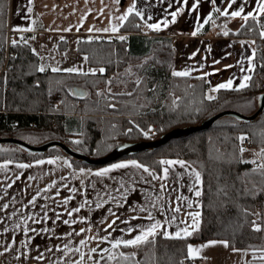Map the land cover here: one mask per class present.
Masks as SVG:
<instances>
[{
  "label": "trees",
  "instance_id": "1",
  "mask_svg": "<svg viewBox=\"0 0 264 264\" xmlns=\"http://www.w3.org/2000/svg\"><path fill=\"white\" fill-rule=\"evenodd\" d=\"M7 10L8 0H0V70L6 62L0 72V136L34 133L47 136V140H61L88 156L101 157L121 143L154 139L175 127L199 124L233 102L259 97L264 92V37L260 35L264 13L228 31V35L254 38V67L247 86L218 89L213 99H208L206 78L174 76L172 38L151 29L141 35L140 18L135 12L118 27V31L130 34L126 40H77L76 51L86 55L87 63L104 69L102 73L80 74L38 71L39 58L24 41H9L7 49ZM217 17L218 21L229 20L221 14ZM209 25L207 22L204 28L208 30ZM59 43L65 46V42ZM126 68H131L134 76L131 88L110 91L111 79ZM74 86L83 88L85 94L75 95ZM52 93L61 96L57 109L50 104ZM149 127H153L154 134L145 136ZM241 133L247 134L250 145L259 149L258 165L241 159ZM77 140L81 143H74ZM262 150L264 108L251 120L225 115L205 130L114 160L132 158L158 174L162 170L159 162L165 158L189 162L201 178L199 227L191 236L175 239L164 238L158 230L149 242L139 247H112L93 264H184L189 243L215 239L226 241L229 249L264 252ZM43 157H66L73 168H96L114 162L87 164L58 146L34 152L13 143L0 145V160ZM256 225L260 231L255 230Z\"/></svg>",
  "mask_w": 264,
  "mask_h": 264
},
{
  "label": "crops",
  "instance_id": "2",
  "mask_svg": "<svg viewBox=\"0 0 264 264\" xmlns=\"http://www.w3.org/2000/svg\"><path fill=\"white\" fill-rule=\"evenodd\" d=\"M194 2L8 0L7 33L9 30L10 36L11 33L15 37L25 36L39 57L38 66L43 65L45 70L77 68L83 73H102L99 71L102 67L88 65L85 55L76 51V42L94 38L125 37L126 40L129 33L113 32L111 28L119 27L123 22L120 17L128 13L129 7L135 3L133 12L139 11L143 16V19L139 16L141 35H146L150 30L147 24L155 23L160 24V28L151 30L172 38V73L187 71L192 76H204L207 97H214L217 91L214 89L229 79L233 81L230 88H237L241 83L247 84L248 80L245 81L244 77H250L254 67V38L223 33L229 27L236 28L244 20L242 16L248 12H253V16L260 14L254 11L256 0H238L231 8L230 0H215L214 3L213 0H199L196 9L192 8ZM241 4L245 5L242 16L232 17L230 13L238 10ZM217 8L221 12L225 9L229 12L228 27H221L218 31L215 30V22L220 15ZM178 9L183 11L179 12L173 23L171 13ZM165 19L167 26L163 23ZM207 22L210 24L208 30L204 28ZM198 26L200 31L192 35ZM68 28L71 30L65 31ZM105 28L109 31H102ZM61 37L66 41L65 49L57 47ZM114 81L115 78H112L109 86L114 85ZM129 84L126 90L131 88ZM117 91L123 90L114 92ZM37 160L44 163L37 164ZM49 160L55 163L50 164ZM132 160L122 158L96 168L69 167V161L63 157L28 161L0 160V264H86L87 258L93 261L109 251L116 240L131 239L139 234L141 228L146 229L155 221H160L170 233L185 226L180 223L182 220H187L190 225L192 221L187 218V213H200V196L197 197L193 190L195 184L201 191V178L196 183L193 175V170L197 169L183 159L165 158L163 160H183L187 167L162 165L161 173L158 174L145 165L149 172L129 165L127 168L112 169L104 176L95 175L113 164ZM5 163H8L6 168L2 167ZM22 163L31 166L18 168L17 165ZM165 167L169 168L167 177L164 176ZM81 169L84 171L81 172ZM152 174H155V179ZM161 185L164 187L161 188ZM33 197L34 203H29ZM178 197L184 199L178 200ZM189 202L191 208L188 207ZM98 203L102 207L97 208ZM4 204L8 207L4 208ZM82 204L84 206L80 207ZM177 206L181 211L174 213L173 209ZM78 207L79 212L68 215L69 211ZM174 214L177 216L176 222L166 223ZM149 216L153 219L150 220ZM65 220L70 223L65 224ZM73 220L76 223H71ZM82 228L84 232H80ZM105 236L107 240L102 239ZM80 240L86 243L81 245ZM196 243L189 244L194 247ZM5 248L8 250L5 251ZM225 248V252L237 260V264H264V260H260L256 253ZM104 249L107 251H102ZM191 259V264L196 259L203 261L202 255H195Z\"/></svg>",
  "mask_w": 264,
  "mask_h": 264
},
{
  "label": "snow or ice",
  "instance_id": "3",
  "mask_svg": "<svg viewBox=\"0 0 264 264\" xmlns=\"http://www.w3.org/2000/svg\"><path fill=\"white\" fill-rule=\"evenodd\" d=\"M116 2L118 3L119 0H116ZM185 4L187 3V0H184ZM215 2V0H213V3ZM238 0H230V3H229V8L232 7L233 4H237ZM199 5V0H195V2L192 4V8L193 9H196ZM171 7V5H169ZM135 10V3L129 7L128 9V13H126L124 16L120 17L121 20H124V19H127V14L129 13H132L133 11ZM244 10H245V5L244 4H241L238 8V10H235V11H232L230 14L232 17H241L242 14L244 13ZM29 12H31V8L28 9ZM180 11H183V9H178L177 11L175 12H172L171 13V16H172V22L174 23L175 20H176V17L177 15L179 14ZM217 12H220L221 15H224V16H227L229 15V12L227 9H225L224 11L221 12V10L219 8L216 9ZM254 11H258L260 13H264V0H256V7L254 9ZM137 16H140L142 19H143V16H142V13H140L139 11H136L135 13ZM253 16V12H248L246 15H243L242 18L244 20H247L249 17H252ZM145 23H147L145 21ZM165 26H167V20L165 19V21L163 22ZM138 27V25H137ZM147 27L150 28V29H154V30H158L160 28V24H147ZM16 30H22V29H16ZM71 28H68V29H65V31H70ZM89 31H92V29H89ZM102 31H109L108 28H105V29H102ZM111 31L113 32H116L118 31V28L116 26H113L111 28ZM200 31V27L198 26L196 28V30L192 33V35H196L198 32ZM224 35H228V32L225 31L223 33ZM260 35L262 37H264V32H261ZM121 40H124L125 37H120ZM61 40H63V37H61ZM13 44H16L17 41L13 40L12 41ZM27 42L25 41V44ZM33 52H35V49L32 50ZM254 55V53H253ZM85 59H87V57H85ZM228 67H231V66H228ZM53 72H58V71H61V69L59 68H53L51 69ZM38 71L40 72H44L45 71V67L43 65H41L39 68H38ZM63 71H66V72H76V73H80V74H86V73H83L81 69H77V68H67V69H63ZM91 71H95V70H91ZM100 72H103L104 69H100L99 70ZM173 75L174 76H187L189 75V72L187 71H183V72H173ZM250 77L248 76H245L244 77V80L247 81L249 80ZM233 84V81L231 79H229L226 83H222L220 85L217 86L215 90H218V89H222V88H230ZM247 84L245 83H241L239 85L240 88H244L246 87ZM208 99H213V97L209 96ZM257 99H259L261 102H262V107H264V97H258ZM151 131V130H149ZM145 136H147L149 134V132H144L143 133ZM239 140H243L245 139V137L241 136L238 138ZM74 143H81L80 141H74ZM245 149H243L242 147L240 148V151L243 152ZM261 155H264V150H262L261 152ZM10 163V162H8ZM8 163H5L2 167H7L8 166ZM37 164H43L44 161L42 160H37L36 161ZM48 163H55V161L53 160H49ZM160 164L162 165H180L181 167H187L186 165V162L183 161V160H161L159 162ZM129 165L135 167V168H142L145 172H149V169L147 167H145L144 165L142 164H138L135 160H132V161H128V162H125V163H118V164H113L110 168H104V169H101L100 171L96 172L95 175L97 176H104L106 175L108 172L112 171V169H116V168H127L129 167ZM31 165H28V164H18L17 167L18 168H28L30 167ZM69 167H71V165L69 164L68 165ZM261 168H264V165H260ZM81 172L84 171V169H81L80 170ZM164 176L167 177L168 173H169V168L165 167L164 168ZM153 175V178L155 179V174H152ZM193 175H194V178H195V181L196 183H199L200 182V173L193 170ZM29 179H32V177H29ZM9 187H11V185H9ZM164 185H161V188H163ZM193 190L195 191V195L197 197L201 196V191L199 189L196 188L195 184L193 185ZM72 191H75V189H72ZM178 200L179 199H184L182 197H178L177 198ZM35 201V197H33V200L30 201L29 203H34ZM64 203L66 204L67 203V199L64 201ZM84 205L82 204L80 207H83ZM4 208H7L8 205L7 204H4L3 205ZM97 208L99 207H102L101 204H97L96 205ZM188 207L191 208L192 205L191 203L189 202L188 204ZM141 211H145V209H140ZM80 211V208H75V209H72L71 211L68 212V215L71 216L73 212H79ZM181 211V208L179 206L175 207L173 209V212L174 213H179ZM199 217H200V213L199 212H188L187 213V218L190 219L192 221V223L189 225L187 223V220H182L180 221V223L184 224L185 226L183 228H180L178 229L175 233H170L169 231H167V229L165 228L164 225L161 224L160 221H155L154 223H152L149 227H147L146 229L145 228H141L140 231H139V234L138 235H135L133 238L131 239H126V240H116L115 243L112 245L113 248H118L121 244H123L125 247H128V246H134V247H139L141 244H144V243H147L149 242L150 238L154 237L158 230L159 231V234L162 235L164 238H169V239H175V238H183V237H188V236H191L193 234L194 231H196L199 227ZM47 218V217H45ZM59 218V217H57ZM150 220L153 219L151 216L148 217ZM28 219H33L32 217H28ZM177 220V216L174 214L170 217V219L166 222V223H175ZM37 223H39L40 221L39 220H36ZM65 224H69L70 221L68 220H65L63 221ZM71 223H76L75 220L71 221ZM113 223H115V221H113ZM17 227H19V225H17ZM109 227H111V224L109 225ZM191 228V231L189 230ZM255 230L256 231H260V227L258 225L255 226ZM25 231H27V229H25ZM46 231V229L44 230ZM85 229H80V232H84ZM129 231L131 232L132 229H129ZM71 235V233L69 234ZM103 240H107L108 237L105 236L102 238ZM81 245L85 244L86 241L85 240H80L79 242ZM217 243H221L223 244L225 247L228 246L227 242L226 241H209L207 244L205 245H201L200 247L198 248H194L191 244L187 245V253H188V257L189 258H194L195 255H197L200 250L202 248H205V247H209V246H213ZM8 249L5 248V251H7ZM76 251H79V249H76ZM93 252L96 251V249H92ZM102 251H107V249H104ZM120 255L123 257L124 254L123 253H120ZM133 255H135L133 253ZM42 257H37V259H41ZM125 259H128V257H124ZM261 258H264V256H262ZM109 259H115V257L113 256H109Z\"/></svg>",
  "mask_w": 264,
  "mask_h": 264
},
{
  "label": "rangeland",
  "instance_id": "4",
  "mask_svg": "<svg viewBox=\"0 0 264 264\" xmlns=\"http://www.w3.org/2000/svg\"><path fill=\"white\" fill-rule=\"evenodd\" d=\"M228 23H229V20H228V22L218 21V18H217V20L215 22V26H216L215 30L218 31V30H220L221 27H228ZM238 26H239V24H238ZM238 26L236 28H230L229 27L228 29H226V31L228 32L231 29H233V30L237 29ZM13 40H15V41L21 40V41L27 42V39H25V36H23V35L15 37L14 33H11V36L9 39L8 33H7V44H6L7 49H8L9 41H13ZM60 41L65 42V46H64V44H60L58 41L57 47L59 49H62V48L65 49L66 45H67L66 41L65 40H60ZM30 47H31V45H30ZM31 50H33L32 47H31ZM7 56L8 55H6V58H7ZM85 57H86V55H85ZM86 62H87V60H86ZM38 64H39V62H38ZM5 67H6V62L4 63L3 67L1 68L0 72H2ZM38 68H39V66H38ZM114 78H115L114 85L112 84L109 86L110 91L126 90L127 87L130 86L129 83H133V81H134V76H133L131 68H126L124 71L117 74ZM127 84H128V86H126ZM257 98H258V96H254L252 98L233 102L229 105V109L240 112V113L245 114V115L251 114L257 108V105H258V99ZM49 100H50V104L52 106H54V108L57 109L60 105L61 96H60V94L52 93L49 96ZM149 130H151V131H149ZM145 132H149V135H153L154 134L153 127L147 128L145 130ZM242 135H243V133H241L239 135V137H241ZM19 138L23 139L24 141H26L32 145H39V144L44 143L47 140V136L36 135L34 133H25L23 135H20ZM72 138H75V136H73ZM238 142H239V148H241L240 147V140ZM1 144H7V143H0V145ZM243 149H245L243 152L240 151L241 159L243 161L249 162L251 165H258L260 163L259 149L258 148L252 147L250 145L249 147L243 148ZM63 159L67 160L66 157H63ZM255 212L258 213V211H255ZM209 241H218L219 242V241H224V240L197 241V243L194 245V248H198L201 245H205ZM220 244L221 243H217L213 246L202 248L197 255H202L203 261L196 259L193 261L192 264H235L237 262V260H234V258L232 256H230V254L228 252H225L224 249H226V248L224 247V245H222V247H221ZM256 255H257V257L261 258L262 256H264V252L256 253ZM99 257L100 256H97L93 261L90 260V258H87L85 263L86 264H93ZM260 260L263 261L264 258H261Z\"/></svg>",
  "mask_w": 264,
  "mask_h": 264
},
{
  "label": "water",
  "instance_id": "5",
  "mask_svg": "<svg viewBox=\"0 0 264 264\" xmlns=\"http://www.w3.org/2000/svg\"><path fill=\"white\" fill-rule=\"evenodd\" d=\"M72 92L77 96H82L85 94V90L81 87L74 86L72 87ZM259 97H264V92H262ZM264 107H262V102L258 99V105L257 108L248 115L242 114L240 112L231 110L229 108L220 110L209 117L205 118L203 121H201L199 124L195 125H186L181 127H175L160 136L149 139V140H141L136 142H129V143H121L117 145L113 150L108 152L107 154L101 156V157H91L87 154H84L82 152H78L74 149H72L70 146H68L66 143H64L61 140L58 139H51L47 140L42 144L39 145H32L23 139L19 137L14 136H0V143H13L17 144L20 147L24 148L27 151H34V152H42L45 149H47L50 146H58L60 147L66 154L69 156L81 159L85 161L87 164L91 165H102L109 162H112L120 157L126 156L131 153H136L141 150L145 149H155L167 142L168 140L175 138V137H181L190 133H194L196 131H201L207 129L216 119L225 116V115H231L238 119L243 120H251L257 116V114L262 111Z\"/></svg>",
  "mask_w": 264,
  "mask_h": 264
},
{
  "label": "built area",
  "instance_id": "6",
  "mask_svg": "<svg viewBox=\"0 0 264 264\" xmlns=\"http://www.w3.org/2000/svg\"><path fill=\"white\" fill-rule=\"evenodd\" d=\"M10 36V31L8 30V37ZM243 137H245V139H243L242 141L240 140V147L242 148H247L250 146V140H249V136L247 134H243ZM192 260L191 258L187 257L184 259V264H191Z\"/></svg>",
  "mask_w": 264,
  "mask_h": 264
}]
</instances>
